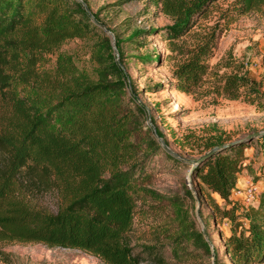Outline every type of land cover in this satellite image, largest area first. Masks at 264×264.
<instances>
[{
  "label": "trees",
  "instance_id": "obj_1",
  "mask_svg": "<svg viewBox=\"0 0 264 264\" xmlns=\"http://www.w3.org/2000/svg\"><path fill=\"white\" fill-rule=\"evenodd\" d=\"M152 2L171 22L133 29L126 39L141 42L137 34L152 30L162 35L167 47L180 54L168 79L175 89L191 93L213 74V87L225 97L253 103L261 96V81L233 66L234 61L224 65L232 70L219 72L209 60L229 19L260 7L264 0H232L221 13L223 22L198 32L190 46L179 40L215 0ZM87 5L90 11L79 0H0V244L42 242L85 250L106 264H139L165 262L166 245L179 256L189 241L193 250L213 255L205 264L264 263V188L255 203L238 209L239 198L233 199L232 193L246 165L249 140L236 141L240 138L232 139L225 131L191 137L173 131L172 136L196 155L188 162L190 199L195 200V188L205 196L213 220L230 224L223 237L227 261L211 248L193 219L189 229L173 235L169 243L138 241L133 223L146 192L142 182L149 157L164 151L173 163L183 160L145 128L146 106L134 88L128 92L126 86L124 39L115 35L117 61L110 36ZM85 36L97 37L103 49L96 78L79 70L66 53L53 69L38 66L42 55L63 40ZM140 57L160 60V54ZM223 143L231 144L204 155ZM46 194L54 198L53 208L33 201ZM0 257L12 264L1 248Z\"/></svg>",
  "mask_w": 264,
  "mask_h": 264
},
{
  "label": "rangeland",
  "instance_id": "obj_2",
  "mask_svg": "<svg viewBox=\"0 0 264 264\" xmlns=\"http://www.w3.org/2000/svg\"><path fill=\"white\" fill-rule=\"evenodd\" d=\"M231 1L215 0L191 32L179 40L183 46L193 44L197 33L212 26L217 20L223 22L221 13ZM86 3L98 14L95 19L103 22L117 61L119 53L116 50L115 35L124 39L121 45L126 86L128 92L134 88L138 100L146 106L145 128L148 127L150 133L167 149L156 134L155 122L168 139L166 144L169 151L183 160V163H173L164 151L149 157L142 182L146 192L139 200L133 223L134 233L140 238L138 241L169 243L173 235L189 229V219H193L210 241L211 248L217 250L222 260L227 261L223 237L229 233L230 224L225 219L218 222L213 220L205 196H199L195 188V200L190 199L186 188L193 186V182L189 176L188 162L196 155L181 148L174 141L172 132L178 136L188 133L191 137L225 131L235 139L253 131L264 130V4L229 19L215 54L209 60L215 66L214 69L222 72L232 70V66H224L230 59L234 61L233 66L239 65L242 71L261 81L262 94L250 103L243 98H228L219 93L213 87L216 82L213 74L207 76L191 93L175 89L168 79H171L172 67L180 54L167 47L157 30L137 34L141 42L126 39L133 29L151 26L158 28L171 22L169 16L159 11L152 0H86ZM97 39L90 36L67 38L45 52L38 66L53 69L59 56L66 53L72 57L79 70L96 78L99 54L103 51L96 43ZM146 53L160 54V60L141 59L140 55ZM157 82L161 85L156 86ZM16 88L19 92L23 90L21 84ZM245 152L246 165L240 173L238 187L256 182L261 190L264 188V137L259 135L250 139ZM234 195L239 198L235 200L238 209L243 211L247 206L239 195ZM33 201L51 208L55 205L54 198L49 194L40 195ZM189 243L186 242L187 248L179 256L172 255L166 245L165 262L146 260L139 264H205L212 260L213 255L193 250ZM0 248L8 254L12 264H106L85 250L48 246L42 242H5L0 244ZM0 264L8 263L0 257Z\"/></svg>",
  "mask_w": 264,
  "mask_h": 264
},
{
  "label": "built area",
  "instance_id": "obj_3",
  "mask_svg": "<svg viewBox=\"0 0 264 264\" xmlns=\"http://www.w3.org/2000/svg\"><path fill=\"white\" fill-rule=\"evenodd\" d=\"M259 185L256 182H248L243 187H238L233 190L236 196H240L245 205L253 204L257 201L259 195Z\"/></svg>",
  "mask_w": 264,
  "mask_h": 264
},
{
  "label": "water",
  "instance_id": "obj_4",
  "mask_svg": "<svg viewBox=\"0 0 264 264\" xmlns=\"http://www.w3.org/2000/svg\"><path fill=\"white\" fill-rule=\"evenodd\" d=\"M79 1L82 2V4L84 5V7H85L86 10L90 11V10H89V7H88V5H87V3H86L84 0H79ZM94 19H95V18H94ZM95 21H96L99 25L105 27L104 24H103V22H101V21H99V20H97V19H95ZM116 50H117V48H116ZM117 52H118V51H117ZM263 133H264V130H261V131H253V132H251V133H248L246 136H244V137H242V138H240V139H237L236 141H243V140H245V139L250 140V139L254 138L255 136L262 135ZM158 137L161 139L163 145H165V146L167 147V149L170 150V148L167 146V144L162 140L161 136H158ZM233 142H234V141H233ZM231 143H232V142H231ZM231 143H223V144H220V145H216V146L212 147L211 149H209L204 155H208V154L214 152L215 150H217V149H219V148H221V147H224V146H226V145H228V144H231ZM189 176H190V172H189Z\"/></svg>",
  "mask_w": 264,
  "mask_h": 264
},
{
  "label": "crops",
  "instance_id": "obj_5",
  "mask_svg": "<svg viewBox=\"0 0 264 264\" xmlns=\"http://www.w3.org/2000/svg\"><path fill=\"white\" fill-rule=\"evenodd\" d=\"M239 182H240V177L238 179L237 186H239V184H240ZM232 196L235 197L234 193H232Z\"/></svg>",
  "mask_w": 264,
  "mask_h": 264
}]
</instances>
